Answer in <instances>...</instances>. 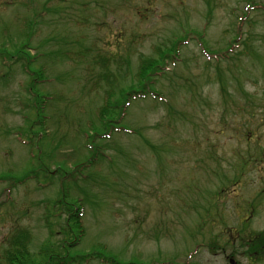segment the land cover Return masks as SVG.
<instances>
[{
  "label": "rangeland",
  "instance_id": "1",
  "mask_svg": "<svg viewBox=\"0 0 264 264\" xmlns=\"http://www.w3.org/2000/svg\"><path fill=\"white\" fill-rule=\"evenodd\" d=\"M173 44L176 62L152 97L130 104L121 133L95 140L104 158L86 165L87 134L116 120L100 114L105 90L132 84L141 57ZM114 54L125 58L116 66L124 77L113 65L100 81L90 62ZM29 64L43 70L36 95ZM261 153L264 0H0V264L17 228L29 232L30 252L62 243L50 214L65 194L84 205L86 234L71 255L102 245L122 263L264 264V240L259 261L240 248L264 229ZM34 167L37 179L15 181Z\"/></svg>",
  "mask_w": 264,
  "mask_h": 264
},
{
  "label": "trees",
  "instance_id": "2",
  "mask_svg": "<svg viewBox=\"0 0 264 264\" xmlns=\"http://www.w3.org/2000/svg\"><path fill=\"white\" fill-rule=\"evenodd\" d=\"M29 25L30 26H28V34L26 33L25 43L23 46H27L30 44L29 38L31 37L32 23L30 22ZM180 42L181 41L179 40V43ZM175 48L176 44H173V47L170 49L167 48L159 50L157 57H141L137 62V70L134 75V82L132 84L127 87L125 85L124 88H117L116 92H112L113 90H105V98L103 100L104 102L99 110L100 114L102 116L116 115L117 122L114 119L115 123L107 122L105 124H101L102 128H94L92 136H89V134H87L86 140H89V143L86 147L89 149L90 156L93 160H90L86 165H90L92 167L95 166L96 162L94 161V158L96 156H100L99 160L104 158V152L94 145L95 140L97 139L98 142L104 141L105 139H109L113 132L121 133L122 130L120 126L122 125L123 121L122 115H125L124 112L130 107V104L135 103L137 100H143L150 96L152 97L153 89L151 85H154V87H156V84L160 83V80L163 78L164 74H166V71L169 70V67H167V65L170 64V66H174L176 62L175 56L173 55ZM66 56L68 59H74V53L71 54L69 57L68 54H66ZM76 56L79 59H81L82 57L79 54H77ZM23 57L25 58V55H23ZM36 57L37 54H35L33 58H29V61H31V59H36ZM124 61L125 58L122 59L116 54H114L112 61L109 58L98 56L95 59H92L90 64L97 65L99 67L100 71L97 73L100 74L99 80L106 82L108 81L109 77L113 75L111 71L113 65L116 69V66ZM30 65L32 67V64H29L27 66V72L30 74V78L28 80L30 82L27 85V89L29 91L28 93L36 95V92L38 91V86L35 84V81L33 79L34 77H37V75L39 77H42L41 73L43 70H39V68L38 70L33 68V71H31ZM124 74L125 73L122 71V68L117 67L114 77L115 79L122 78L124 77ZM98 85H102V82H96L95 86ZM148 88H150V90L146 91V89ZM220 91L223 93V95H225V82L221 84ZM111 95H113L114 97L116 95L114 102L110 101ZM35 103L36 105L34 107L36 109V114L39 116L41 113L40 110L44 109L38 104L37 101H35ZM117 108L121 109L118 110ZM102 116L100 117L101 120L103 119ZM39 172H41V170L37 167H34L33 171L30 172L33 175L32 177H30V175L27 173L25 176L26 181H24V179L22 178L17 179L15 181L19 184H24L32 178L33 180L37 179ZM46 173L47 172L44 171L43 174ZM0 179L1 182L3 180L6 181L7 177H2ZM101 179L105 178L102 176ZM74 185L75 187H77L75 182ZM12 187H14V185ZM65 198H67L66 194L64 197H61L55 202L56 207L50 214V218L55 217L58 219V223L60 224L58 233L62 234V236L64 237L62 243L59 245V243L47 241L39 249L37 248L35 252H30L29 244H31L32 238L29 232L27 230L17 228L12 231V233L5 239V248L2 250V264H84L89 263L91 261H98L102 264H136L131 262L122 263L116 261L113 256L104 254L106 250L102 245L99 247L100 251H89L80 255H71L70 251L80 246V244L82 243L81 241L86 234V228L83 222L84 205H82V199L78 197L71 199V203L65 202ZM62 211L65 213V216L63 218ZM47 229L49 231V236L54 237L52 223H50L49 221L47 222ZM257 239L264 240V229L260 232L253 233L252 235L249 234L244 239H240L241 253L245 255L250 262L259 261L261 259L259 257V254L258 256H256L258 249V246L256 244L258 242ZM214 244L215 243L209 244L210 250L214 248ZM59 246L60 249L63 248L64 251L58 253L57 249ZM259 253L264 255V243L261 245ZM36 257L40 258L37 263H35Z\"/></svg>",
  "mask_w": 264,
  "mask_h": 264
}]
</instances>
